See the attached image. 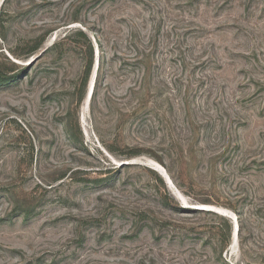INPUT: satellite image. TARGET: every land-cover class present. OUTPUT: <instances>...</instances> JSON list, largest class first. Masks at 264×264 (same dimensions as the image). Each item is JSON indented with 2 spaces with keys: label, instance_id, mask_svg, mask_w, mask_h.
I'll use <instances>...</instances> for the list:
<instances>
[{
  "label": "rangeland",
  "instance_id": "374dc122",
  "mask_svg": "<svg viewBox=\"0 0 264 264\" xmlns=\"http://www.w3.org/2000/svg\"><path fill=\"white\" fill-rule=\"evenodd\" d=\"M0 72V264H264V0H3Z\"/></svg>",
  "mask_w": 264,
  "mask_h": 264
},
{
  "label": "water",
  "instance_id": "95a60500",
  "mask_svg": "<svg viewBox=\"0 0 264 264\" xmlns=\"http://www.w3.org/2000/svg\"><path fill=\"white\" fill-rule=\"evenodd\" d=\"M93 85H94V75H92V77H91V80H90V86H89V90H88V92H87V95H86V97H85V101H86V100L88 101V99L91 98V95H92V92H93ZM165 174H166V176H167V177H165L166 181H167L169 184L171 183L172 185H174L172 179L170 178V176H169L167 173H165ZM237 232H238V229H237V226H235L234 236H237Z\"/></svg>",
  "mask_w": 264,
  "mask_h": 264
},
{
  "label": "bare ground",
  "instance_id": "6f19581e",
  "mask_svg": "<svg viewBox=\"0 0 264 264\" xmlns=\"http://www.w3.org/2000/svg\"><path fill=\"white\" fill-rule=\"evenodd\" d=\"M3 2V0H0V5H1V3ZM88 103H89V99H88V101L86 100L85 101V103H84V108H85V110L87 109V107H88ZM160 172H161V174L164 176V177H167L166 176V174L163 172V170L161 169H158ZM170 185L171 186H173L171 183H170ZM205 207H207V206H205ZM205 207H203V208H205ZM208 208H211V207H209L208 206ZM214 209V208H213ZM216 210H218L220 213H222V214H224L225 212L224 211H222L221 209H216ZM235 238H236V236H234V240H235Z\"/></svg>",
  "mask_w": 264,
  "mask_h": 264
},
{
  "label": "trees",
  "instance_id": "16d2710c",
  "mask_svg": "<svg viewBox=\"0 0 264 264\" xmlns=\"http://www.w3.org/2000/svg\"><path fill=\"white\" fill-rule=\"evenodd\" d=\"M91 65H92V61H91L90 64H89V68H91ZM89 71H90V69H89ZM88 74H89V73H88ZM4 78H5V76L2 75V73L0 72V81H2Z\"/></svg>",
  "mask_w": 264,
  "mask_h": 264
}]
</instances>
